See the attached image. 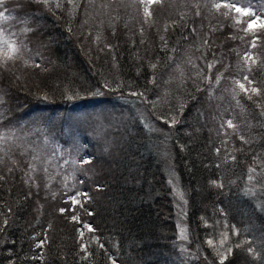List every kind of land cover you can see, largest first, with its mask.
<instances>
[{
  "label": "trees",
  "instance_id": "16d2710c",
  "mask_svg": "<svg viewBox=\"0 0 264 264\" xmlns=\"http://www.w3.org/2000/svg\"><path fill=\"white\" fill-rule=\"evenodd\" d=\"M192 1L181 6L173 1V11L168 3H156L142 32L136 20L119 17L112 25L105 23L98 39L83 22L106 18L100 3L120 7L121 0L64 2L41 16V10L30 8L33 27L49 37L44 47L52 51V62L44 63V70L37 65L25 69L21 81L8 89L12 104L49 115L61 108L70 114L105 109L117 116L119 131L108 151L87 165L98 176L82 187L90 197L83 208L61 203L64 196L50 194L36 177L26 183L22 156L0 169V264H195L203 258L206 264H219L209 239L221 251V241L232 246L225 264H264V177L257 171L264 159V38L252 47L258 60L253 87L261 95L250 89L240 97L251 122L249 133L241 139L233 129L225 145L210 121V86L201 76L181 85L173 82L168 97L159 99L174 59L200 53V46L207 66L215 62L226 70L237 65L235 50L242 49L238 30L224 19L214 26L207 12L200 17L186 12L184 6ZM135 103L145 119L161 127L159 132L150 134L144 127L150 124L128 113ZM173 117L177 123H166ZM248 172L257 175L260 191L240 187V176L250 181ZM174 184L188 200L186 242L177 238ZM70 207L76 211L60 212ZM73 215L93 231L82 228ZM41 242L44 246L37 247Z\"/></svg>",
  "mask_w": 264,
  "mask_h": 264
},
{
  "label": "rangeland",
  "instance_id": "374dc122",
  "mask_svg": "<svg viewBox=\"0 0 264 264\" xmlns=\"http://www.w3.org/2000/svg\"><path fill=\"white\" fill-rule=\"evenodd\" d=\"M83 1L86 4H94L98 0H49L46 6L42 0H3L0 4V169L9 163V160L15 162L18 156L25 158V170L28 177L26 183L30 179L36 177L37 181H43V186L50 194L56 196H64L61 203L65 200L71 201V197L78 193H82V187L86 181L95 180L98 176L96 170H91L81 161L85 159L93 160V156L105 154L110 148L111 141L114 140L113 134L118 130L117 116H110L105 109H92L81 111L77 114H70L67 110H56L52 114H42L36 108L24 106L23 110H18L16 105L12 104L11 84L19 83L22 75L28 67L38 65L44 70V63L52 62V51L48 52L44 46L49 45V37L40 34L38 28L33 27L34 16L29 12L32 10H41V14L51 15L53 7L60 8L64 2L78 4ZM123 5L120 7L113 6L111 2L106 4L100 3V9L106 13V18L92 23L88 20L83 22L89 25L90 30L97 34L98 39L105 23L112 25L119 17H125L126 21L131 19L139 23V30L144 31V27L150 25L151 18L144 15V5L141 0H121ZM183 5L188 0H158L159 5L168 3L171 11L174 10L172 3ZM219 2L224 3L227 0H193L185 5L186 12L197 13L198 17L203 13H208L207 21H212L214 26L219 27L218 19H224L232 25L237 32L240 33L242 44L241 51L237 52V65L231 69L220 70L214 64L209 68L204 61L202 47L198 50L200 53L190 54L172 62L173 66L169 67L168 73L160 85L159 99L168 97V86L177 82L183 84L185 79L202 77L207 82L209 94L207 97L209 118L212 124L217 125L216 132L220 133V138L226 145L230 138L225 137L233 132V128L227 127V121L232 120L236 125V132L239 137H245L249 133L251 122L248 120L242 102L241 95L248 96L250 89L254 85V73L252 66L251 72L248 71L250 61L246 64L242 59L246 54L250 53L258 62L257 56L252 53V47L249 43L251 35L240 31L243 24H236L231 18L236 13H230L229 16L223 15L227 11L221 8L217 11L213 4ZM236 6L247 8L258 14H264V0H233ZM14 5H13V4ZM156 3L150 7L151 13L156 8ZM57 4L60 6L57 7ZM111 4V5H107ZM173 8V10H172ZM121 10L124 11L121 13ZM133 10V11H132ZM132 11V12H131ZM100 17L99 13H97ZM111 16V18H110ZM223 16V18H222ZM153 17V14L151 15ZM41 18V17H40ZM241 20H247L248 17H240ZM145 24H142V21ZM30 29V31H25ZM91 31H88L89 34ZM257 35L264 36V31L257 30ZM262 40V39H260ZM7 41V43H5ZM259 41V40H257ZM13 45L18 49L15 53L11 51L9 45ZM255 49V48H254ZM244 51V53H243ZM242 53V54H241ZM7 57H12L8 59ZM219 68V69H218ZM218 69V70H216ZM248 76L253 81L251 85L243 78ZM11 81L9 82V79ZM241 81L245 84L247 92L242 91L234 81ZM142 102L140 100H137ZM239 101V103H238ZM130 106V107H129ZM128 109L134 117L144 125L150 134L157 133L160 126L150 117H146L140 111L137 103L130 104ZM70 110V109H69ZM18 165V163L16 162ZM260 176L264 177V159L260 162ZM24 173V169L21 168ZM38 174L42 178L38 177ZM253 179L246 181L240 176V187L250 188L252 191H260L259 186L255 183L257 175L248 172ZM173 177V175H172ZM83 181V182H82ZM263 181V180H262ZM175 189L176 207H177V226L179 240L188 241L189 233L187 228V196L177 184ZM177 192L183 193V199H180ZM84 196H80L79 199ZM48 198V197H47ZM55 199V198H54ZM186 201V203H185ZM181 227H183L186 239L181 238ZM97 241V239H96ZM202 261L194 260L195 264H206L205 259Z\"/></svg>",
  "mask_w": 264,
  "mask_h": 264
},
{
  "label": "snow or ice",
  "instance_id": "6c2138e0",
  "mask_svg": "<svg viewBox=\"0 0 264 264\" xmlns=\"http://www.w3.org/2000/svg\"><path fill=\"white\" fill-rule=\"evenodd\" d=\"M42 2L47 6L49 3V0H42ZM156 2H158V0H141V3L144 5L145 17H147L149 19L151 18L152 13L150 11V7L153 3H156ZM2 3H3V0H0V4H2ZM59 6L60 5L57 4V7H59ZM213 7L216 8L217 11H219L222 7L227 9V11L223 13V15H225V16H229L230 13H233V12L238 14V15L232 16L231 18L236 22V24H243V27L240 29V31L244 32L245 34L251 35V40L249 41L251 47L255 48L257 46L256 41L264 38V37L257 35V30L264 31V14H258L257 12L251 11L247 8L238 7L233 2V0H227V2H224V3L216 2L213 4ZM196 14L199 15V12H197ZM240 17H248V19L247 20H241ZM165 30H167V28ZM25 31H30V29H25ZM160 39L162 41H164V43L166 45L167 41L165 40V37L161 36ZM5 43H7V41H5ZM9 48L11 49V51L13 53L18 51V49L11 44L9 45ZM7 58L11 59L12 57H7ZM242 59L245 61L246 64L249 61L251 62L248 66V71L251 72L252 66L256 64V60L252 57V55L250 53L246 54L244 57H242ZM214 63L215 62L209 64L208 67L209 68L214 67ZM151 67L153 69H155L156 65L152 64ZM243 79L246 80L249 85H251L253 83V81L251 79H249L248 76H245ZM234 83L237 84L242 91H245V92L248 91V89L245 88V84L242 83L241 81L237 80V81H234ZM251 93L259 96V95H261V90L256 88V87H252ZM132 94L143 96V93H135L134 92ZM69 98H71V97H69ZM248 98L251 99L252 98L251 95ZM238 103H239V101H238ZM262 114H264V113H262ZM166 123H170V124L174 125L175 123H177V118L173 117L171 119V121H166ZM226 123H227L228 128H233V129L236 128V125L233 123L232 120H228ZM241 139H243V137H241ZM90 162H91L90 159H85V160L81 161L82 164H88ZM9 171H12V169H9ZM254 171H255V169H250V172H254ZM3 179H4V177L0 176V180H3ZM252 179H253V177L250 175L249 180H252ZM169 182L171 183V181H169ZM173 186L176 187V185H173ZM221 186L222 185L217 184V187H221ZM177 194H178L180 199H183V193L177 192ZM80 196H84L85 200L83 202L79 199ZM88 199H90V197H88V195L86 193H78V194L74 195L73 197H71V204L73 206L79 205L80 208H83L84 202H86ZM185 203H186V201H185ZM262 210H264V208H262ZM65 211L75 212L76 208L70 207L69 209H60L61 213H64ZM85 211H87L89 215L92 214L87 209ZM71 219L74 221H77L79 223H82V228L87 229L89 232L93 231L92 227L88 223L79 221L78 215H73L71 217ZM3 224L7 225L6 219L3 221ZM2 231H3V227H0V232H2ZM185 231L186 230L183 227H181V238L182 239H186ZM233 231L235 233V229H233ZM80 236H81V238H83V236H84V232L82 230L80 231ZM223 236L225 239H227L226 233L223 234ZM207 243L209 246L213 247V251L215 252L217 257L219 258V264H225V260L232 253V246L227 245L226 247H224L223 241H221V248H223V251H221L220 248L216 247V245L212 239H209L207 241ZM43 246H44L43 242L37 244V247L42 248ZM101 247H103V245H101ZM236 247H240V245L237 244ZM81 251L87 252V248L84 244H81ZM248 251L250 253L253 252L252 249H249ZM112 264H115L114 260H113Z\"/></svg>",
  "mask_w": 264,
  "mask_h": 264
}]
</instances>
